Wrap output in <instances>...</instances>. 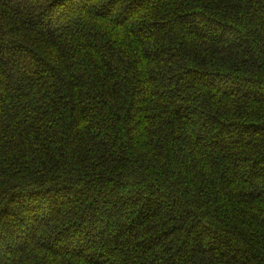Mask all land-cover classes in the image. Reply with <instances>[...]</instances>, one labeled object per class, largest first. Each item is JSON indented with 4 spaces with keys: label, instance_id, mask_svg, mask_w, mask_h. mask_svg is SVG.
I'll list each match as a JSON object with an SVG mask.
<instances>
[{
    "label": "trees",
    "instance_id": "16d2710c",
    "mask_svg": "<svg viewBox=\"0 0 264 264\" xmlns=\"http://www.w3.org/2000/svg\"><path fill=\"white\" fill-rule=\"evenodd\" d=\"M0 264H264V0H0Z\"/></svg>",
    "mask_w": 264,
    "mask_h": 264
},
{
    "label": "rangeland",
    "instance_id": "374dc122",
    "mask_svg": "<svg viewBox=\"0 0 264 264\" xmlns=\"http://www.w3.org/2000/svg\"><path fill=\"white\" fill-rule=\"evenodd\" d=\"M76 2V1H75ZM73 3H74V1H73ZM68 9V8H67ZM36 17H42L41 15H39V14H36L35 15ZM45 16H43V18H44Z\"/></svg>",
    "mask_w": 264,
    "mask_h": 264
}]
</instances>
